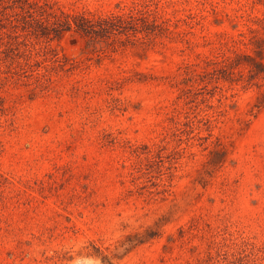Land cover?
<instances>
[{"label": "rangeland", "instance_id": "374dc122", "mask_svg": "<svg viewBox=\"0 0 264 264\" xmlns=\"http://www.w3.org/2000/svg\"><path fill=\"white\" fill-rule=\"evenodd\" d=\"M0 264H264V0H0Z\"/></svg>", "mask_w": 264, "mask_h": 264}, {"label": "trees", "instance_id": "16d2710c", "mask_svg": "<svg viewBox=\"0 0 264 264\" xmlns=\"http://www.w3.org/2000/svg\"><path fill=\"white\" fill-rule=\"evenodd\" d=\"M67 24L69 25L70 23H69V22H67ZM59 33H60L59 31H57V32H56V34H59Z\"/></svg>", "mask_w": 264, "mask_h": 264}]
</instances>
